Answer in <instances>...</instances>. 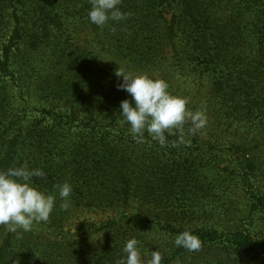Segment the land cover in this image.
I'll use <instances>...</instances> for the list:
<instances>
[{
    "label": "rangeland",
    "instance_id": "obj_1",
    "mask_svg": "<svg viewBox=\"0 0 264 264\" xmlns=\"http://www.w3.org/2000/svg\"><path fill=\"white\" fill-rule=\"evenodd\" d=\"M147 1H151L149 5L155 12L163 9L161 1ZM170 1H174V4L171 11L164 14L167 22L172 20V14L173 17L180 16L177 9L180 1L187 2L186 8L200 9V13L204 11L208 15H195L196 20L189 16L187 23L182 22V18L173 21L177 29H181V36L174 46L167 40L153 42L142 39L132 58L134 62H127L115 49L109 50L110 44L98 43L91 28L83 27L76 31L73 42L80 49L81 55L78 57L81 62L97 64L101 68L98 75L102 80L109 81L106 88H118L122 83L119 81L122 77L117 75L119 70L124 74L162 79L168 83L172 95L189 100L190 110L205 113L206 127L192 135L188 132L191 124H185L183 143L180 142L179 132L174 130L171 135L166 133L165 147H161L147 133L146 142L137 143L130 134V126L109 123L110 126L104 127L106 132L103 133L101 129L96 131L92 136L99 143L100 152L111 147L115 160L102 170L99 179L102 187L92 200H83L76 194L73 176L66 168L71 162L75 143L81 144L91 135L87 137L70 132L66 139L59 140V149L53 152L56 158L52 155L50 161L37 159L35 162L37 169L50 170L56 176L67 173L62 179L54 181L53 189L41 190L57 197L49 221L34 225L31 232L21 233L19 237L0 226V250L7 252L8 264H23L20 257L29 244L42 239L63 242L61 238L66 233L81 235L88 224L99 225L123 217L125 213L122 207L115 205L111 199L113 194H109L113 174L121 172V161L125 159L132 161L135 173H140L141 161L149 157L153 164L149 163L148 174L145 177L136 176L137 181L133 185L140 196L145 185H149L146 187V201L151 207L150 216L155 217L164 211L168 217L180 206L178 199H182L183 194L188 199L185 192L195 187L198 188L194 189L198 195L193 194L190 202L195 206L183 208V215L179 216L181 226L184 231L205 233L213 230L220 235V239L214 242L205 241L198 251L176 247L175 235L165 236L166 240L154 249L167 254L163 264H251L247 256L236 254L233 246L235 241L231 235L234 227L242 223L243 215L239 216V211L248 202L238 182L240 173L247 174L252 168L255 187L261 193L264 192V0ZM254 4L257 6L254 7ZM206 17L209 20L205 25L203 21ZM206 26L210 30L205 29ZM205 49L209 52L206 53ZM141 58L144 62H140ZM48 70L52 73L51 80L58 81L64 76L62 71H56L52 66ZM74 76L79 77L81 82H72L71 89H68L71 94L79 89L98 91L92 73L86 72L82 78L79 73ZM125 94L127 98L125 96L124 99L131 101V96L127 92ZM15 111L20 112V107ZM101 137L108 140L107 146L98 141ZM22 159L19 151L10 162L6 158L2 160L0 170L20 167ZM115 163L116 169L112 171L111 166ZM185 163L191 165L189 169L185 168ZM65 182H72L67 210L60 207L64 201L60 200L55 187ZM192 207L194 210H191ZM140 209H132V215L136 216ZM235 211L238 213L236 218ZM260 218L261 215L257 214L252 221L256 229L261 227ZM202 226L207 230H197L203 229ZM59 256L58 262L62 261L60 253ZM51 261L48 260L47 264H56Z\"/></svg>",
    "mask_w": 264,
    "mask_h": 264
},
{
    "label": "trees",
    "instance_id": "obj_2",
    "mask_svg": "<svg viewBox=\"0 0 264 264\" xmlns=\"http://www.w3.org/2000/svg\"><path fill=\"white\" fill-rule=\"evenodd\" d=\"M158 1H161L165 11L152 10L149 5L151 1L122 0L119 7L129 14L127 18L119 22L109 21L101 28L88 19L90 0H0V164L5 158L10 162L20 151L23 156L21 164L27 165L30 170L37 169V159L50 161L53 152L59 149V140L66 139L70 132L87 137L91 135L85 142L75 143L71 162L66 168L73 176L76 194L83 200H92L99 194L101 172L114 163L115 157L111 147L101 153L99 143L92 134L104 130L109 123L129 127L120 113L121 102L127 95L126 91L116 86L111 89L105 87L109 81L102 80L98 75L102 70L97 64L81 62L78 57L81 55L80 49L73 42V34L83 27L91 28L98 43L110 44L109 50L115 49L123 60L134 62L132 58L142 39L153 42L167 40L174 46L181 36V29L178 30L173 21L182 18V22L187 23L189 16L195 19V15H207L204 11L200 13V9L186 8L187 2L180 1L177 3L180 16L173 17L172 14V20L167 22L164 14L171 11L174 1ZM208 20L206 17L203 24L206 25ZM205 29L210 30L207 26ZM140 62L144 60L141 58ZM49 66L62 71L64 76L58 81L51 80ZM86 72L96 78L98 91L79 89L71 94L68 89H71L72 82H81L74 75L79 73L82 78ZM119 81L123 82L122 78ZM17 107H20V112L15 111ZM98 141L104 146L108 144L105 137ZM56 157V154L53 155V158ZM121 162V172H114L110 181L112 187L109 194H113L111 199L114 204L122 207L125 213L123 217L99 225L88 224L81 235L66 233L61 238L63 242L42 239L29 244L20 257L23 264H47L48 260L56 264H117L125 257L124 246L132 238L140 242L142 255L150 259L151 250L155 251L160 242L166 240L165 236L175 235L176 238L184 231L179 216L183 215V208L195 206L190 202L193 194L198 195L194 190L198 188L188 189L185 193L189 198L186 196L185 199L183 194L182 199H178L180 206L168 217L164 211L151 217V207L146 201V187L149 185H145V193L141 192L140 196L136 194L138 189L133 184L137 181L136 176L145 177L148 174L149 163L153 164L152 158L141 161L140 173L133 171L131 160ZM184 166L189 169L191 165L185 163ZM114 169L116 163L111 166V170ZM41 170L45 177H33L31 181L40 191L53 189L54 181L67 175L61 173L56 176L50 170ZM249 171L251 173H240L238 177L248 202L239 211V216L243 215L242 223L234 227L231 238L235 241L236 254L247 256L251 264H264V192L255 187L252 168ZM69 184L72 186V182ZM135 207L141 208L136 216L132 215ZM237 214L235 211V218ZM257 214L261 215L262 221L259 229L254 228L252 223ZM202 227L197 230H207ZM192 232H196L195 236L202 245L205 241L220 239L217 231ZM160 252L163 264L167 254ZM59 253L62 261L58 262ZM6 256L7 252L0 250V264H8Z\"/></svg>",
    "mask_w": 264,
    "mask_h": 264
},
{
    "label": "clouds",
    "instance_id": "obj_3",
    "mask_svg": "<svg viewBox=\"0 0 264 264\" xmlns=\"http://www.w3.org/2000/svg\"><path fill=\"white\" fill-rule=\"evenodd\" d=\"M90 3L88 19L97 27L102 28L109 21H123L129 15L119 7L122 0H90ZM117 75L123 80L118 88L131 96V101L121 102L120 113L137 143H145L147 133L152 140L165 147V134L171 135L174 130L181 134L180 142L183 143L185 124H191L188 132L192 135L206 127L205 113L190 110L189 100L172 95L166 81L147 75L124 74L120 70ZM33 177L44 178L45 173L41 169L30 170L27 165L0 170V226L18 237L21 233L31 232L34 225L47 223L56 205V195L45 194L33 186ZM55 187L60 200L64 201L60 207L67 210L72 186L65 182ZM139 243L135 238L129 239L123 249L126 255L117 264H162L163 256L159 250L151 252L150 259H146ZM174 244L189 251L201 248L199 238L189 231L179 233Z\"/></svg>",
    "mask_w": 264,
    "mask_h": 264
}]
</instances>
